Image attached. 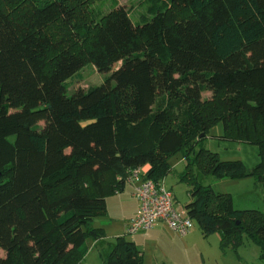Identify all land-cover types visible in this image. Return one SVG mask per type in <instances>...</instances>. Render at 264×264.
Wrapping results in <instances>:
<instances>
[{"label": "trees", "instance_id": "1", "mask_svg": "<svg viewBox=\"0 0 264 264\" xmlns=\"http://www.w3.org/2000/svg\"><path fill=\"white\" fill-rule=\"evenodd\" d=\"M141 8L138 21L122 6L80 21L75 0H0V264H84L89 239L102 264H143L134 242L106 248L91 223L132 171L161 182L179 153L201 234L233 250L246 237L264 262V212L238 211L193 171L264 184V0ZM87 65L110 76L68 97ZM218 123L222 141L257 146L260 164L196 151Z\"/></svg>", "mask_w": 264, "mask_h": 264}, {"label": "rangeland", "instance_id": "2", "mask_svg": "<svg viewBox=\"0 0 264 264\" xmlns=\"http://www.w3.org/2000/svg\"><path fill=\"white\" fill-rule=\"evenodd\" d=\"M144 0H91L88 3L87 0H75L76 12L78 14V20L89 21L92 15L107 14L109 11L115 9L118 6L125 7L128 11H131V15L134 21H138L141 18V14L145 11L141 8V3ZM121 64L117 66L119 68ZM109 74H100L96 67L93 65H87L81 72L74 76L69 81L68 97L72 96L76 90L86 89L90 87L102 85ZM204 100H208L212 97L211 93H203ZM40 128L43 124H40ZM225 134L223 123H218L213 126L208 134L202 138V142L198 145L196 151H200L201 147L210 153L217 154V157L221 161H242L248 168H255L261 162V156L259 155V149L257 146L251 144L234 143L229 141H222L221 137ZM200 140V138H199ZM170 164L173 168L172 173L166 178V185L172 191L175 197V207L181 211L191 201L189 190L191 186L188 184L187 177L183 180V176L187 170V163L183 159V154L179 153L170 158ZM194 176L197 178L198 183L205 187H210L217 194H229L234 198L236 209H250L264 212V184L259 185L254 179L255 186L243 185V179L233 180L231 178H217L213 174L208 175L200 171L198 167L193 168ZM111 198V196L109 197ZM106 215L96 218L91 223V227L95 229H103V233L106 237L108 244H105L107 248L110 243L115 244L119 233H123L119 225H114L112 228H106L107 235L101 224L102 221L107 222ZM141 233L138 235L142 236ZM123 235V234H121ZM133 235H126L124 237L129 240L134 239ZM221 235L219 233L205 238L197 225L189 231V234L185 239L190 240V250L187 254L181 252V256L178 255L174 259V263L177 264H264L261 261L260 247L249 240L243 239V244L237 250H233L231 247L223 249L220 246ZM182 237V236H181ZM141 240V239H140ZM144 241V240H143ZM93 241L89 239L87 242L89 246V254L87 255L84 264H102L99 251L100 247H94ZM141 249V247H140ZM143 254L144 264H157L156 259L162 260L164 258V252L152 248L147 250L141 249Z\"/></svg>", "mask_w": 264, "mask_h": 264}, {"label": "crops", "instance_id": "3", "mask_svg": "<svg viewBox=\"0 0 264 264\" xmlns=\"http://www.w3.org/2000/svg\"><path fill=\"white\" fill-rule=\"evenodd\" d=\"M245 167L250 171L252 170L251 168H248L246 164ZM145 169L148 171L149 167L147 166L145 167ZM242 182L244 183L243 185L255 186L253 178L251 177L249 179H243ZM107 201H108L107 212H106L107 222L102 221L103 224H101L104 228L105 234L107 235L106 228L108 229V228H112L114 225H119L123 233H119V235H117L116 238L124 237L128 235V228H129L128 223L138 215V207H139L138 201L133 198V187L126 184L123 193H115L112 195L111 198H108ZM234 206H235V201H234ZM245 210H250V209H245ZM181 211H185V210L181 209ZM141 233L144 234L138 237V235ZM133 236L134 239H132L131 241L136 244L138 249H140L141 247V249L144 250H147V248H152V249L154 248L156 250L159 249L161 251H165L164 252L165 256L162 260L156 259L157 264H175L174 259L177 257L178 260V255L181 256V252L187 254V252L191 248L190 240H187L185 239V237H181L180 235L175 234L173 231L169 229V227L165 223H160L148 231H140L138 234ZM92 243L94 247L96 248L98 247L97 244H95L94 242ZM99 256H100V251H99Z\"/></svg>", "mask_w": 264, "mask_h": 264}, {"label": "built area", "instance_id": "4", "mask_svg": "<svg viewBox=\"0 0 264 264\" xmlns=\"http://www.w3.org/2000/svg\"><path fill=\"white\" fill-rule=\"evenodd\" d=\"M147 172L145 167L137 168L126 179V184L133 187V198L139 203L138 215L128 223V234L136 235L165 223L175 234L186 237L195 222L186 211L175 207V197L165 180L158 183L148 180Z\"/></svg>", "mask_w": 264, "mask_h": 264}]
</instances>
